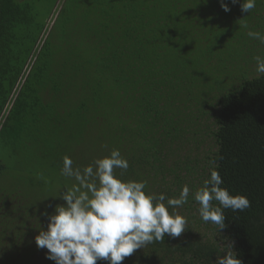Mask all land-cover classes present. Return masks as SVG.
<instances>
[{"label":"trees","instance_id":"16d2710c","mask_svg":"<svg viewBox=\"0 0 264 264\" xmlns=\"http://www.w3.org/2000/svg\"><path fill=\"white\" fill-rule=\"evenodd\" d=\"M224 3L0 0V264H55L35 237L77 185L64 157L95 170L113 149L129 165L115 174L146 193L190 190L175 208L185 231L122 264H215L229 244L242 264H264V43L247 35L264 34V0L249 14ZM213 169L251 202L225 209L220 230L194 199Z\"/></svg>","mask_w":264,"mask_h":264},{"label":"clouds","instance_id":"9594fccd","mask_svg":"<svg viewBox=\"0 0 264 264\" xmlns=\"http://www.w3.org/2000/svg\"><path fill=\"white\" fill-rule=\"evenodd\" d=\"M220 2L222 9L229 12L228 4ZM231 2L236 4L237 0ZM255 5L256 0H243L241 11L249 14ZM247 35L264 43V34L260 32L248 31ZM254 59L257 72L264 73V57ZM72 165V160L64 157L61 174L74 178L77 185L61 194L64 205L55 206L53 214H43L48 219L47 229L35 237L37 247L46 248L47 258L55 264H97L98 260L122 264L136 250L163 241L166 234L176 238L185 231L187 219L175 208L188 202L187 185L178 198L146 193V182L124 181L115 174L114 169L126 171L129 167L118 149L96 159L95 170L93 165L83 170ZM222 184L219 172L213 169L194 194L201 219L216 225L217 230L225 227V209L243 212L251 206L246 196L231 195ZM215 264L242 262L229 244L226 255H218Z\"/></svg>","mask_w":264,"mask_h":264},{"label":"rangeland","instance_id":"374dc122","mask_svg":"<svg viewBox=\"0 0 264 264\" xmlns=\"http://www.w3.org/2000/svg\"><path fill=\"white\" fill-rule=\"evenodd\" d=\"M43 6H41V8H42ZM60 8V4L59 3H56L55 4V6H54V10H53V14H52V16H50L48 19H47V22H46V25H45V30L46 31H48L51 27H52V24H53V22H54V19H55V17H56V15H57V13H58V9ZM46 34V33H45ZM45 34H44V36H45ZM43 36V37H44ZM2 184L3 185H7V186H10V185H8V183H6V182H2ZM13 188V187H12Z\"/></svg>","mask_w":264,"mask_h":264}]
</instances>
